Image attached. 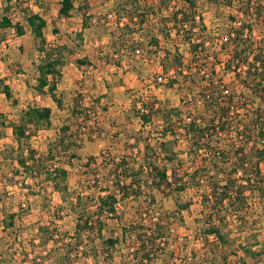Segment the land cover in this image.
I'll return each instance as SVG.
<instances>
[{"label": "rangeland", "instance_id": "rangeland-1", "mask_svg": "<svg viewBox=\"0 0 264 264\" xmlns=\"http://www.w3.org/2000/svg\"><path fill=\"white\" fill-rule=\"evenodd\" d=\"M240 1L247 0H237L235 9H225L223 5L198 0L195 12L201 17L197 25L203 28L200 25L203 19L207 30L200 33L197 31L200 29H196L195 35L211 47L210 63L216 65L218 77H224L230 90L249 96L250 92L241 86L235 75L224 74L222 66L217 65L218 60L225 62L230 52L229 47L222 46L223 42L226 44L224 37L244 21L237 12L245 8ZM61 2L0 0V23L7 17L14 23L20 21L26 30L24 36L18 37L12 29H0V264H147L142 258H136L139 244L131 234L113 249V258L103 248L98 249L99 253L92 249L93 244L101 247V240L96 243L87 240L85 248L75 251L73 237L77 221L71 209L75 192L60 194L53 190L44 175L34 179L19 171L11 124L18 122L29 106L51 108V125L42 127L31 139L39 154L46 156L59 128L65 124H73V130L77 125L83 126L82 121L72 117L74 100H81L84 108L92 110L87 129L82 127L77 133L81 145L78 158L74 159L73 166H64L70 172L71 186L77 188L76 193L83 191L84 201L90 202L89 210L94 212V199L100 190L115 193L108 170L103 166L104 156L110 159L127 156L139 162L146 154H153L146 150L147 143L157 149L162 142L158 129L161 120L155 119L152 124L143 126L134 112L136 102L154 96L163 107L183 110L186 121L190 116L205 114L203 105L194 100L197 93L193 84L203 82L205 74L191 75L196 70L190 73L187 68L191 60L188 46L184 38L172 31L173 24L165 22L184 7L185 0H74L75 9L68 18L59 17ZM28 10L46 19L44 33L49 46H65L66 63L62 68L63 76L57 82L62 108L48 94L36 90L39 53L26 20ZM146 14L149 20L142 24ZM253 37L257 42L264 41V18L255 25ZM152 39L173 53L177 47L181 50L187 68L184 75L178 76L173 67L169 75L164 73V68L174 60L166 59L160 49L151 48ZM80 59H87L92 65L79 67ZM169 79L178 80L175 87L167 85ZM4 85L11 88L13 100L3 94ZM98 97L100 105L96 103ZM187 144L186 138L180 135L177 144L169 145L180 152L181 173L195 161L194 157L181 153L186 152ZM91 157L95 159L93 162L89 160ZM209 159L201 155L196 161L201 164ZM88 196L93 200H87ZM248 197L249 213L238 218L229 216L224 222V209L214 214L195 189L176 199L144 188L139 198L132 196L123 200L119 197V219L108 220L103 236L107 239L114 233L130 230L135 224L153 228L157 222L171 216L170 229L165 231L168 243H157L152 264H264V201L255 194ZM186 201L190 208L183 211V220L180 216L174 220L176 216L172 214ZM12 215L16 216L13 225ZM211 215H214L212 222L221 223V234L226 241L207 234ZM41 226L57 228L56 243L43 242L39 233Z\"/></svg>", "mask_w": 264, "mask_h": 264}, {"label": "trees", "instance_id": "trees-1", "mask_svg": "<svg viewBox=\"0 0 264 264\" xmlns=\"http://www.w3.org/2000/svg\"><path fill=\"white\" fill-rule=\"evenodd\" d=\"M208 1L223 5L225 9H235L237 0ZM197 2L198 0H185L184 7L174 12L165 22L173 24L172 31L178 37L184 38L188 46L191 60L187 68L190 73L196 70L191 75L205 74L203 82L199 84L193 82L196 85L194 91L197 93L194 100L197 104L200 102L203 105L205 114L190 116V120L186 121L183 110L163 107L154 96L136 102L134 112L143 126L152 124L155 119L161 120L162 124L158 129L162 142H159L160 147L157 149L147 143L146 150L153 151V154H146L139 162L132 161L127 156L112 159L104 156L103 166L108 170L115 193L108 189L100 190L94 199L96 202L94 212L91 213L89 210L90 202L84 201L83 191L76 193L77 188L71 186L70 172L66 167L73 166L74 159L78 158V150L81 148L78 134L82 127L87 129L85 126L91 122L92 110L84 108L82 101L75 99L71 110L72 117L82 121L83 126L77 125V129L73 130V124H65L59 128L46 156L39 154L32 146L31 139L42 127L51 125L53 114L51 108L29 106L22 112L20 120L11 124L17 144L13 151L21 169L19 171L34 179L44 175L53 190L60 194L72 195L71 192H75L71 209L77 221L73 237L76 241V252L85 248L87 240L93 243L101 240V247L100 244H93L92 249L99 253L101 250L98 249L103 248L102 250L113 258V249L127 234H131L135 235L139 244L135 251L136 258H142L148 262L147 264H152L157 243L159 241L168 243L169 237L165 231L170 229L171 216H167L166 220H160L153 228L146 229L140 224H135L128 230L130 233L124 230L120 234L114 233L107 239L103 236L108 220L119 219V197L123 200L132 196L139 198L143 195L144 188L176 199L182 193L195 189L201 193L204 205L214 211V214L224 209L226 213L224 222L229 216L238 218L249 213L251 210L249 194L258 195L260 200L264 201V41L257 42L253 39L255 25L264 18V0L240 1V5L245 8L237 12L242 15L244 21L236 26L233 33L224 37L226 44L224 42L222 44L224 49L226 47L230 49L228 59L225 62L218 60L219 56L215 59L218 60L217 65L222 66L224 74L235 75L241 86L250 92L251 97L230 90L225 84L224 77H218L216 65L210 63L211 47L207 41H202L201 37L195 35V30L200 29L197 21L201 17L195 12ZM74 9V0H62L59 17L68 18ZM26 20L38 44L39 75L36 90L38 93L48 94L57 106L62 108L63 101L57 94V82L63 76L62 68L66 63L63 52L65 46L47 44L44 33L47 21L42 16L28 10ZM147 20L149 14H146L141 23ZM200 25H203V28L197 31L206 32L203 19ZM0 29H12L18 37L26 34L25 27L20 21L14 23L7 17L0 23ZM166 36L168 37L169 33ZM151 43V48L160 49L166 59L174 60L169 62L170 66L164 68L165 74L169 75L170 67H173L178 76L184 75V69H187L185 58L178 47L173 53L163 49L158 40L152 39ZM77 63L79 67L92 65L87 59H80ZM177 81L169 79L167 85L173 88ZM2 92L7 99L13 100L8 85H4ZM257 99L260 101L256 102ZM96 103L100 105V97L96 99ZM180 135H183L188 143L186 152L181 153L195 158L194 165L182 173L183 160L178 158L180 152L169 148L173 142L178 143ZM162 155L164 156L161 157ZM201 155H207L210 159L198 164L196 160ZM89 160L93 162L95 159L91 157ZM150 196L155 200L153 195ZM87 200L92 201L93 198L88 196ZM189 208V201L179 204V210L172 214L176 216L173 219L180 216L179 218L183 220V211ZM15 217L11 216V225ZM213 217L214 215L210 216V222L207 224V234L226 241L221 234V223L212 222ZM55 231H58L57 228L53 229L50 226L39 228L45 244L57 242ZM67 247L71 246L67 244Z\"/></svg>", "mask_w": 264, "mask_h": 264}]
</instances>
